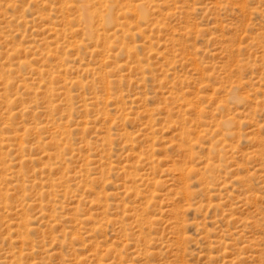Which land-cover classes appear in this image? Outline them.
Returning <instances> with one entry per match:
<instances>
[{"label": "rangeland", "instance_id": "1", "mask_svg": "<svg viewBox=\"0 0 264 264\" xmlns=\"http://www.w3.org/2000/svg\"><path fill=\"white\" fill-rule=\"evenodd\" d=\"M0 264H264V0H0Z\"/></svg>", "mask_w": 264, "mask_h": 264}, {"label": "bare ground", "instance_id": "2", "mask_svg": "<svg viewBox=\"0 0 264 264\" xmlns=\"http://www.w3.org/2000/svg\"><path fill=\"white\" fill-rule=\"evenodd\" d=\"M89 14V13H88Z\"/></svg>", "mask_w": 264, "mask_h": 264}]
</instances>
